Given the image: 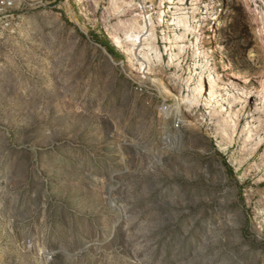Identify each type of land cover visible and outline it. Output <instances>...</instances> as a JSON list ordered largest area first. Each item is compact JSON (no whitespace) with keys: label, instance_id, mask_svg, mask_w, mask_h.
<instances>
[{"label":"rangeland","instance_id":"obj_1","mask_svg":"<svg viewBox=\"0 0 264 264\" xmlns=\"http://www.w3.org/2000/svg\"><path fill=\"white\" fill-rule=\"evenodd\" d=\"M8 1L0 264H264V0Z\"/></svg>","mask_w":264,"mask_h":264},{"label":"built area","instance_id":"obj_2","mask_svg":"<svg viewBox=\"0 0 264 264\" xmlns=\"http://www.w3.org/2000/svg\"><path fill=\"white\" fill-rule=\"evenodd\" d=\"M13 3L8 0H0V19L4 20L0 24L1 31L15 32L19 25L20 16L11 13Z\"/></svg>","mask_w":264,"mask_h":264},{"label":"bare ground","instance_id":"obj_3","mask_svg":"<svg viewBox=\"0 0 264 264\" xmlns=\"http://www.w3.org/2000/svg\"><path fill=\"white\" fill-rule=\"evenodd\" d=\"M168 4H169L171 7L177 5L173 0H168ZM171 7H169V9H170ZM169 13H170V11H166V12H164V13L160 16L161 19L164 18V17H165L167 14H169ZM213 20L215 21V23L213 24V28H212V31H211V34H212V35L210 36V39H211V43H212V44L217 45V34H218L219 29H220V23H219V19H218V16H217V15L214 16ZM182 21H183V20L181 19V17H180V18H177L174 22H172L171 25H172V26H178V27H180ZM216 28H217V29H216ZM111 41L116 45V47H117L118 49H121V45H120L119 42L113 40V38H111ZM176 43H177V44H178V43H182V41H181V37H178V38H177ZM225 69H226V70H231V69L229 68L228 65L225 66Z\"/></svg>","mask_w":264,"mask_h":264},{"label":"trees","instance_id":"obj_4","mask_svg":"<svg viewBox=\"0 0 264 264\" xmlns=\"http://www.w3.org/2000/svg\"><path fill=\"white\" fill-rule=\"evenodd\" d=\"M108 49V51L113 54L114 56H117V53H115L114 49L112 47H110V45L108 43H106L105 45Z\"/></svg>","mask_w":264,"mask_h":264}]
</instances>
